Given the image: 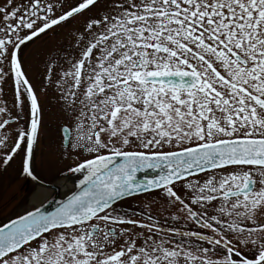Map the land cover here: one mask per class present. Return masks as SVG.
Returning <instances> with one entry per match:
<instances>
[{
    "label": "snow or ice",
    "instance_id": "snow-or-ice-1",
    "mask_svg": "<svg viewBox=\"0 0 264 264\" xmlns=\"http://www.w3.org/2000/svg\"><path fill=\"white\" fill-rule=\"evenodd\" d=\"M77 16L76 55L45 79L73 157L59 175L82 178L47 212L23 51ZM9 78L0 167L22 154L36 202L0 223V264H264V0H0V93Z\"/></svg>",
    "mask_w": 264,
    "mask_h": 264
},
{
    "label": "flooded vegetation",
    "instance_id": "flooded-vegetation-1",
    "mask_svg": "<svg viewBox=\"0 0 264 264\" xmlns=\"http://www.w3.org/2000/svg\"><path fill=\"white\" fill-rule=\"evenodd\" d=\"M18 2H22V0H18ZM68 3L74 2V0H67ZM95 11V10H94ZM84 20V17L77 16L75 19L70 20L68 23L62 25L61 27L54 28L53 30H56L58 28L63 29V35L65 38H69L73 36V33H76L77 29L80 28L82 22ZM52 30V31H53ZM51 32V31H50ZM48 32V33H50ZM47 33V34H48ZM46 34V35H47ZM46 35H42L39 39L34 40L33 43H31L27 48L23 51V58H24V68L27 72L28 78L30 82L33 84L34 88L36 89L42 110L46 106H50V96L53 91V87H49L47 80L45 79L46 73V67L52 62L51 56L41 57L38 56L39 53H42V47L39 45L37 48H34L35 44L43 38ZM36 47V46H35ZM46 48V47H45ZM3 87V93H0V101L6 100L9 105L13 102L14 92H13V86H12V80L11 78L8 79V81L2 85ZM43 96L48 97L47 100L44 99ZM44 103V104H43ZM25 112H27V107L25 108ZM22 126V125H21ZM15 127V126H14ZM42 127L40 129L39 133V139L35 145L34 148V157L36 156V152L38 150L39 141L42 134ZM9 132L12 131V129H8ZM3 131V130H0ZM45 149V147H41ZM46 151V150H44ZM22 156V154H21ZM21 156L15 157V159L10 163V165L7 167L6 170H4L2 167H0V175H12L14 179H12L11 182H9L7 185H4L2 187V190L0 191V197L6 196L7 193V187L12 189V195L7 196L5 200L0 201V223L6 222L9 218H14L16 215L13 213L14 208L20 209L27 207L31 208L33 204L32 194L34 191V182L31 179H25L21 177L20 175V166H21ZM34 165H35V159H34ZM36 169V168H35ZM37 172V170H36ZM38 175V174H37ZM39 176V175H38ZM40 177V176H39ZM41 178V182L44 183H53V181L50 180H44ZM10 193V192H9ZM8 195V194H7ZM152 199H159V194L152 193L151 195H145L140 197L139 199H132L129 198L126 202L122 204V207L125 211H136L141 212L144 210L142 208L143 204L148 202ZM152 212L154 216L159 215V212L157 210V206H152ZM146 211V210H144ZM24 211L18 214H22ZM12 217H9L11 216ZM14 214V216H13ZM164 215H167V213H164ZM6 217H9L7 220H5ZM169 223H174L172 221H169Z\"/></svg>",
    "mask_w": 264,
    "mask_h": 264
},
{
    "label": "rangeland",
    "instance_id": "rangeland-1",
    "mask_svg": "<svg viewBox=\"0 0 264 264\" xmlns=\"http://www.w3.org/2000/svg\"><path fill=\"white\" fill-rule=\"evenodd\" d=\"M72 37L65 38L63 35V29L58 28L48 33L45 37L43 36V38L35 44L36 47L34 46V48L41 45L43 52L39 53L38 56H51L52 61L57 57L65 58L60 59L57 62L66 68L67 63L65 60L71 59L72 56L76 55V52L73 50L74 41ZM60 70L61 69L57 67L55 71L56 73H59ZM53 79H56L55 74L53 75ZM57 96L58 93L53 87V91L49 99L50 106L48 105L43 108L42 139L39 141L38 150L35 156V168L37 170V174L42 177V179L53 181V183L62 179L63 177L59 175L61 170L66 172L67 167L73 163V157L68 155L66 152H63L61 148V133L59 129L65 117L62 105L58 102ZM47 98L48 97L43 96L44 103ZM41 147H45V149ZM12 179H14V177L10 174L5 176L0 175V191L2 190V187L11 182ZM11 195L12 189L7 187L6 196L0 197V201L5 200L7 196ZM27 207H21L20 209H16L15 207V212L13 213L17 215L27 209ZM9 217H12V214ZM9 217H6L5 220Z\"/></svg>",
    "mask_w": 264,
    "mask_h": 264
},
{
    "label": "water",
    "instance_id": "water-1",
    "mask_svg": "<svg viewBox=\"0 0 264 264\" xmlns=\"http://www.w3.org/2000/svg\"><path fill=\"white\" fill-rule=\"evenodd\" d=\"M159 173H160V169H145L137 173V179L138 181H143L145 177L150 179L158 175ZM42 184L44 188L52 189L54 191L52 197H50V199H48L43 203V210L47 212H51L56 208L57 204L61 200L65 199L66 194H62L60 188L56 184H48L44 182H42ZM67 194H70V192H68Z\"/></svg>",
    "mask_w": 264,
    "mask_h": 264
},
{
    "label": "bare ground",
    "instance_id": "bare-ground-1",
    "mask_svg": "<svg viewBox=\"0 0 264 264\" xmlns=\"http://www.w3.org/2000/svg\"><path fill=\"white\" fill-rule=\"evenodd\" d=\"M81 177H82V174L81 173H77L76 175H72V176L68 177V179L62 178V179L56 181L55 184L60 188V191L62 192V194H67L69 192V189L73 188L74 184ZM40 191L44 192L46 195H48V198L46 200H44L43 203L45 201H47L48 199H50V197H52V195L54 194V191L52 189L41 188ZM31 200H33V203L36 202L33 199V196L31 198Z\"/></svg>",
    "mask_w": 264,
    "mask_h": 264
}]
</instances>
